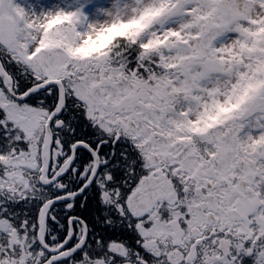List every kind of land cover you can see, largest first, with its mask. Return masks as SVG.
<instances>
[{
  "label": "snow or ice",
  "instance_id": "obj_1",
  "mask_svg": "<svg viewBox=\"0 0 264 264\" xmlns=\"http://www.w3.org/2000/svg\"><path fill=\"white\" fill-rule=\"evenodd\" d=\"M0 264H264V0H0Z\"/></svg>",
  "mask_w": 264,
  "mask_h": 264
}]
</instances>
